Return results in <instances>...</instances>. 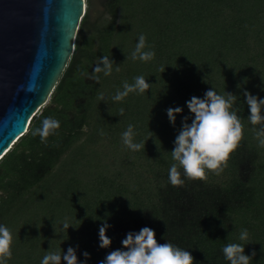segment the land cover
Returning <instances> with one entry per match:
<instances>
[{
  "label": "trees",
  "instance_id": "obj_1",
  "mask_svg": "<svg viewBox=\"0 0 264 264\" xmlns=\"http://www.w3.org/2000/svg\"><path fill=\"white\" fill-rule=\"evenodd\" d=\"M102 7L96 19L86 10L49 100L0 159V224L13 235L7 264H40L47 252L69 246L78 261L87 251L86 264H99L145 226L158 243L191 252L194 264H230L222 252L229 243L255 252L250 264H264V147L244 96L264 99V0H102ZM140 34L145 50L155 51L149 62L130 58ZM104 55L115 62L111 75L100 73L99 83L81 75ZM139 75L151 84L146 93L110 99ZM212 88L237 96L243 137L219 175L188 180L181 170L185 183L174 187L171 151L182 118L192 117L186 101ZM177 106L183 112L173 126L166 109ZM46 117L60 128L45 144L32 131ZM129 124L145 148L122 143ZM105 222L112 243L100 248Z\"/></svg>",
  "mask_w": 264,
  "mask_h": 264
},
{
  "label": "clouds",
  "instance_id": "obj_2",
  "mask_svg": "<svg viewBox=\"0 0 264 264\" xmlns=\"http://www.w3.org/2000/svg\"><path fill=\"white\" fill-rule=\"evenodd\" d=\"M146 47V37L144 34H140L130 58L133 61L140 60L141 62L153 60L155 51L152 49L146 51ZM113 64L115 62L109 56L104 55L98 58L91 73L83 71L81 75L99 83V74L111 75ZM164 70L165 68L162 72ZM116 71H119L118 66ZM133 79L132 84L125 81L123 90H117L110 99L114 102H121L130 93L144 94L151 88V84L146 81L143 75ZM33 90L34 85L28 88V91ZM244 96L249 107L248 120L254 126L255 138L258 140L259 146L264 147V113H262L264 99L258 98L248 91L244 92ZM99 98L101 101L105 100L104 94L101 93ZM236 100V95L229 92L226 95H220L212 88L204 93L203 98L192 96L190 100L186 101L192 117L190 123L188 122L189 116L182 118V126L174 140V148L171 151L173 163L168 172V180L172 186L184 185L185 181L181 178V170L183 176L188 180H206L209 171L219 175L224 167H227L230 153L235 150L243 137V125L237 114L238 109L233 108ZM182 112L183 109L179 106L166 109L168 119L173 126H175L177 114ZM123 113L124 109L121 108L119 115L122 116ZM257 125H259L258 129L255 127ZM59 128L60 122L58 120L46 117L41 126L32 131V135H38L41 142L46 144L47 138L55 134ZM133 128L134 126L129 124L127 130L122 133V143L132 151H139L145 148V143L134 142ZM62 225L63 229L66 230L71 226L67 221L63 222ZM109 227L111 225L107 222L99 227L100 248H108L112 243V240L106 235ZM239 239L241 241L248 239L246 229L241 231ZM12 243L11 230L0 224V264H7L8 260L11 259ZM121 243L123 248L109 252L99 264H194V257L191 252L168 242L158 243L154 229L147 226L142 227L138 232H128ZM222 252L230 264H250V260L255 256V252L246 255L244 245L239 243L227 244L222 248ZM83 256L85 261H78L76 248L69 246L66 253L47 252L40 264H61L62 259L66 264H86L87 259L90 258V253L85 251Z\"/></svg>",
  "mask_w": 264,
  "mask_h": 264
},
{
  "label": "water",
  "instance_id": "obj_3",
  "mask_svg": "<svg viewBox=\"0 0 264 264\" xmlns=\"http://www.w3.org/2000/svg\"><path fill=\"white\" fill-rule=\"evenodd\" d=\"M85 13V0H0V159L49 100Z\"/></svg>",
  "mask_w": 264,
  "mask_h": 264
},
{
  "label": "rangeland",
  "instance_id": "obj_4",
  "mask_svg": "<svg viewBox=\"0 0 264 264\" xmlns=\"http://www.w3.org/2000/svg\"><path fill=\"white\" fill-rule=\"evenodd\" d=\"M86 1V10L89 11V15L92 19L98 18L100 13L102 12V0H89L90 5H88Z\"/></svg>",
  "mask_w": 264,
  "mask_h": 264
}]
</instances>
